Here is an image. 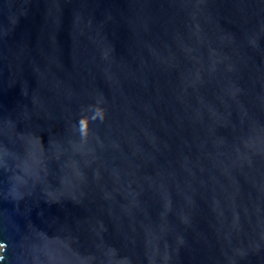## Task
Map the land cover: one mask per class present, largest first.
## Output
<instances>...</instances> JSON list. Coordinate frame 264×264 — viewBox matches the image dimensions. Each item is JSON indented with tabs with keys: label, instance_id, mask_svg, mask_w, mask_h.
<instances>
[{
	"label": "water",
	"instance_id": "1",
	"mask_svg": "<svg viewBox=\"0 0 264 264\" xmlns=\"http://www.w3.org/2000/svg\"><path fill=\"white\" fill-rule=\"evenodd\" d=\"M0 264H264V0H0Z\"/></svg>",
	"mask_w": 264,
	"mask_h": 264
}]
</instances>
